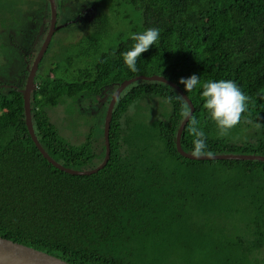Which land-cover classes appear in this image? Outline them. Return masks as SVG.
Here are the masks:
<instances>
[{
	"label": "trees",
	"instance_id": "16d2710c",
	"mask_svg": "<svg viewBox=\"0 0 264 264\" xmlns=\"http://www.w3.org/2000/svg\"><path fill=\"white\" fill-rule=\"evenodd\" d=\"M87 1L99 8L98 20L59 51L64 68L56 61L41 71L42 59L34 78L32 126L52 160L76 171L97 168L112 95L124 81L152 76L191 101L211 155L264 157V0ZM148 28H158L160 39L133 73L122 54L134 43L129 33ZM194 74L202 83L233 81L250 98L227 134L209 118L202 88L186 91L179 83ZM25 82L0 88L1 238L69 264H264V162L180 156L175 140L189 107L175 89L153 81L126 88L112 113L108 163L93 175L72 176L50 165L31 140ZM79 101L102 109L85 141L74 145L49 111L64 105L78 118ZM189 126L180 144L192 154Z\"/></svg>",
	"mask_w": 264,
	"mask_h": 264
},
{
	"label": "rangeland",
	"instance_id": "374dc122",
	"mask_svg": "<svg viewBox=\"0 0 264 264\" xmlns=\"http://www.w3.org/2000/svg\"><path fill=\"white\" fill-rule=\"evenodd\" d=\"M60 2L58 20L61 28L55 31L51 39L41 71L51 67L56 61H60L61 68H64L61 55L65 52L59 51L86 35L89 32L88 24H94L100 13L99 8L87 0ZM43 3V0H0V88H16L23 85L21 83L27 77L24 76V70L30 68L49 31L50 18L46 17L48 13L46 14L45 8L39 7ZM76 20L80 21V24L70 25ZM24 58L28 59V62ZM103 101L101 100L100 104ZM142 107H145L144 104ZM75 109L80 110L76 114L78 118L67 114L64 105L51 109L49 114L52 120L61 126L62 135L70 143L80 145L85 141L90 128L95 127L102 107L91 103L86 106L83 101H79ZM158 111L159 109L157 113H160ZM146 249L149 251L147 244ZM183 249L186 248L180 247L179 251ZM148 254L153 256L150 251Z\"/></svg>",
	"mask_w": 264,
	"mask_h": 264
},
{
	"label": "water",
	"instance_id": "95a60500",
	"mask_svg": "<svg viewBox=\"0 0 264 264\" xmlns=\"http://www.w3.org/2000/svg\"><path fill=\"white\" fill-rule=\"evenodd\" d=\"M49 8H50V24H49V31L48 34L37 54L35 57L32 65L28 69V75L26 78L25 86L23 90L20 92L22 93L23 97V106H24V115H25V124L30 135L31 140L35 144L36 148L42 155V157L54 168L72 175V176H90L98 171L102 170L106 164L108 163L110 157V147H109V130H110V122L112 119V113L115 107V104L121 94L128 88L131 84L138 82V81H153V82H163L166 85L175 89L178 94L184 99L187 103L190 113L192 115L194 111V107L191 101L187 98V96L183 93V91L174 83L165 80L162 77L152 76V77H137L133 78L128 81H124L121 83L118 88L115 90L114 94L111 97L109 105L107 107V111L105 114L104 119V127H103V138H104V145H105V156L102 163L95 169L89 171H76L71 169H66L60 164L56 163L52 160L47 153L43 150L41 145L39 144L33 130L32 120H31V95L32 91L34 90V78L37 74L39 64L46 53V50L50 44V41L55 33L56 30L60 29L58 27L56 29V21H57V9L55 0H48ZM188 120L184 119L181 123L175 140L176 151L177 153L185 159L194 160V161H211V160H236V161H256V162H264V157L256 156V155H205L200 158L194 157L192 154H188L184 152L181 148L180 140L182 131L186 125ZM0 264H69L66 263L56 257L50 256L46 253H42L38 250L13 243L11 241L5 240L0 237Z\"/></svg>",
	"mask_w": 264,
	"mask_h": 264
},
{
	"label": "clouds",
	"instance_id": "9594fccd",
	"mask_svg": "<svg viewBox=\"0 0 264 264\" xmlns=\"http://www.w3.org/2000/svg\"><path fill=\"white\" fill-rule=\"evenodd\" d=\"M129 38L134 43L122 56L128 70L136 73L138 59L141 58L142 53L147 52L158 42L160 31L158 28H148L141 32H130ZM179 83L184 85L186 91L202 88L204 108L221 134H227L237 126L241 115L247 111L250 98L233 81L219 80L202 83L200 77L194 74L189 78H182ZM183 114L190 123L188 131L193 137L192 155L196 158L211 155L208 152L207 135L200 126V122L187 108L184 109Z\"/></svg>",
	"mask_w": 264,
	"mask_h": 264
},
{
	"label": "flooded vegetation",
	"instance_id": "af4514ba",
	"mask_svg": "<svg viewBox=\"0 0 264 264\" xmlns=\"http://www.w3.org/2000/svg\"><path fill=\"white\" fill-rule=\"evenodd\" d=\"M56 4V3H55ZM50 24V23H49ZM47 34H48V31H47V33H46V36H47ZM46 36H45V38H46ZM45 38H44V40H45ZM44 40H43V42H44ZM43 42H42V44H43ZM50 43H51V41H50ZM50 45V44H49ZM48 48H49V46H48ZM48 48H47V50H48ZM40 50V49H39ZM39 50H38V52H39ZM47 50H46V52H47ZM38 52H37V54H38ZM37 54H36V56H37ZM45 55V54H44ZM35 56V57H36ZM35 57H34V59H35ZM25 59V61L26 62H28V59H26V58H24ZM43 59V58H42ZM34 61V60H33ZM33 63V62H32ZM32 65V64H31ZM31 67V66H30ZM27 69V68H26ZM27 71H28V69H27ZM28 75V74H27ZM27 78V77H26Z\"/></svg>",
	"mask_w": 264,
	"mask_h": 264
}]
</instances>
